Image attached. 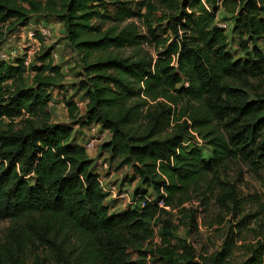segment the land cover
<instances>
[{
  "label": "trees",
  "instance_id": "1",
  "mask_svg": "<svg viewBox=\"0 0 264 264\" xmlns=\"http://www.w3.org/2000/svg\"><path fill=\"white\" fill-rule=\"evenodd\" d=\"M207 2L143 0L152 12L157 5L167 12L159 19L166 28L154 26L149 13H137L143 34L136 20L125 21L126 9L106 26L110 13L102 11L103 0H0L2 25L20 28L32 17L64 23L88 98L82 120L75 119L76 102L67 103L72 123L108 130L111 139L101 147L112 161L132 168L129 180L139 178L155 196L137 191L143 207L110 213L94 159L70 123L52 121L49 90L62 78L52 49L36 57L41 64L32 66L34 86L25 83L22 59L0 60V219L13 224L0 241V264H24L26 248L36 242L60 264H143L129 250L153 237L152 221L165 207L182 203L233 160L264 170V98L250 92L252 80L264 77V0ZM221 7L232 14L231 32L240 33L241 57L217 24ZM180 99L186 109L176 115ZM197 137L211 147V156L202 153ZM225 190L222 205L240 212L234 185L220 186ZM234 226L238 231L230 228L221 249L210 254L198 253L186 239L172 244L166 236L151 251L165 264H233L242 241L246 255L239 264H264V240L245 243L241 224ZM173 228L164 221L167 234L174 236Z\"/></svg>",
  "mask_w": 264,
  "mask_h": 264
},
{
  "label": "rangeland",
  "instance_id": "2",
  "mask_svg": "<svg viewBox=\"0 0 264 264\" xmlns=\"http://www.w3.org/2000/svg\"><path fill=\"white\" fill-rule=\"evenodd\" d=\"M44 1V0H42ZM102 11H109V16H106L105 25L114 22L115 14L122 9L128 10V17L125 21L130 19L136 20L139 25L141 33L146 34V27L144 26V20L137 16V13L151 15V20L154 22V26L159 22L161 27L166 28V20L163 19L167 12L163 10L160 5H157L156 11H151L145 5L143 0H103ZM155 0H153L154 2ZM205 5L211 4L207 0H203ZM197 8L196 6L194 7ZM217 24L226 29V32L230 39V49L236 57L243 56L241 51L239 39L240 33L236 31L231 32V26L233 23L232 14L226 12L224 7H221L217 13ZM61 22V23H60ZM99 20L95 21L97 24ZM35 29H42V26H47L52 30V36L45 42L42 41V37L39 34L40 44L36 45L34 54H25L27 48L19 51V56L26 59L29 66L25 72V83L28 86H34L35 71L32 66L35 64H41L36 61V57L46 53L47 50H55L57 57L54 58L51 52L53 63L60 67L62 78L61 81L49 91L51 93V99L49 102V111L51 112L53 122L70 123L74 129V135L78 143H84L87 134V125L81 126L79 123H72L69 117L67 108L68 102L81 103L75 119L84 117L86 111V104L88 98L85 94V90L80 87V81L82 80V69L80 66L79 55L74 51L69 42L66 39L64 23L59 20H45L38 17H32L26 24ZM19 29V26L14 25H2L0 24V33L3 40L0 42V50L8 48V46H16L24 43L27 45L28 41L22 37L16 35L15 38H11L13 33ZM163 34V30H160ZM170 35V32L164 34ZM32 41V40H29ZM260 46L264 49V41L260 43ZM154 55L157 54L155 48L150 45L147 46ZM48 59L44 62L48 63ZM251 94L254 98H264V77L260 79L252 80ZM185 101L180 99L179 105L176 107V115H182L185 111ZM186 116L181 118L180 122L184 121ZM97 146L93 153L88 154L90 158L94 159V170L98 173L104 191L107 193V205L110 207L111 214L123 213L127 209L140 208L143 200L141 196L136 194L137 191L147 189L149 194H154L152 189L141 187L139 178L131 181L134 174L130 166H121L120 160L111 159V153L107 149H103L101 145L111 139V134L103 127H100L94 136ZM196 138V144H201V151L205 156L212 155V149L208 144H204ZM218 178H217V177ZM214 179L211 176L209 184H203L201 187L192 189L188 194L187 199L180 203L179 200L175 201L174 206L165 207L167 212H161L158 218L152 221L153 237L140 245L131 247L129 252L132 259L141 261L143 264H165L160 258L155 256L151 251L158 244L162 243V238L166 236L167 239H171L172 244H178L179 240L186 239L189 243L193 244L198 253L210 254L214 251H218L222 247L224 238L226 237L230 228L234 231L238 229L234 224H241V232H239V239L253 243L257 240H264V170L255 172L250 167L242 162L233 160L231 163L223 166L217 171ZM234 185L236 193L242 202L243 208L240 212H231L229 207L222 205L220 201L221 197L225 196L228 190L225 192L220 191V186ZM208 186L215 187L213 191H208ZM148 194V195H149ZM160 207H164V203L160 202ZM236 214V218H234ZM195 220L197 226H194ZM171 221L174 226V236L166 233L163 229L164 221ZM23 225V221L20 222ZM10 220L0 219V241H4L8 236L10 228L12 227ZM233 225V226H232ZM232 226V227H231ZM195 227V228H194ZM164 236L162 233H164ZM176 238L174 239V237ZM238 248H236L234 257L232 258L233 264H239L245 258L244 244L239 242ZM24 264H60L58 260L51 256L50 250L43 246L41 243L36 242L30 244L26 248L25 254L22 257Z\"/></svg>",
  "mask_w": 264,
  "mask_h": 264
},
{
  "label": "built area",
  "instance_id": "3",
  "mask_svg": "<svg viewBox=\"0 0 264 264\" xmlns=\"http://www.w3.org/2000/svg\"><path fill=\"white\" fill-rule=\"evenodd\" d=\"M43 28L40 29L39 28V32L38 33V29H35L31 26H21L18 30H16L11 38H15L16 35H18V37H22L24 39H26V41H28L27 45H25L24 43H22L21 45H16V46H8V48L4 49V50H0V60H4V61H10V62H16L17 59H22L24 65L27 67L29 66L28 62L26 61V59H24L23 57H20L19 55L21 53H18L19 51L23 50V48H27V50L25 51V54H34V51L36 49V45L40 44V40L38 35L40 34L42 37V41L45 42L49 39V37L52 36V30L51 28L45 26H42ZM32 40V41H29ZM41 45V44H40ZM52 54L53 57L56 58L57 54H55V50H52ZM77 106L79 108H81V103H76ZM101 127L100 124H91L87 127V134H89V137H86V139L84 140V143H82V145L86 148L87 153H93V151L96 150V140L94 139L95 134L97 133L98 129ZM108 131V130H106ZM201 140V139H199ZM195 143H197L196 141H194ZM202 142V140H201ZM145 205V202L143 201L142 204L140 205V207H143Z\"/></svg>",
  "mask_w": 264,
  "mask_h": 264
},
{
  "label": "crops",
  "instance_id": "4",
  "mask_svg": "<svg viewBox=\"0 0 264 264\" xmlns=\"http://www.w3.org/2000/svg\"><path fill=\"white\" fill-rule=\"evenodd\" d=\"M61 23V22H60ZM81 144V143H80Z\"/></svg>",
  "mask_w": 264,
  "mask_h": 264
}]
</instances>
